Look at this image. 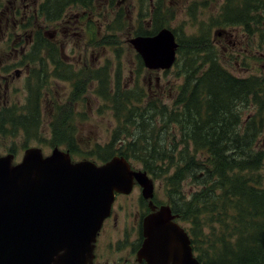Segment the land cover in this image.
Returning a JSON list of instances; mask_svg holds the SVG:
<instances>
[{"label": "trees", "instance_id": "16d2710c", "mask_svg": "<svg viewBox=\"0 0 264 264\" xmlns=\"http://www.w3.org/2000/svg\"><path fill=\"white\" fill-rule=\"evenodd\" d=\"M92 3L46 0L40 12L57 19L69 5L89 8ZM154 15L160 20V3ZM159 20L160 29L164 24ZM213 21L220 27L243 26L258 36L260 46L264 44V0H225ZM140 30L139 34L156 32ZM177 39L175 65L183 81L170 107L158 97L142 105L139 95L124 92L119 84L118 91L110 92L105 69L98 71L102 97L121 119L105 151L87 156L98 155L102 161L112 158L116 151L111 144L123 141V134L131 137L127 127L135 125L138 133L120 146L119 155L138 161L154 178H165L172 209L190 225L197 258L203 264H264V75H234L203 36H192L183 45ZM37 81L47 83L41 76ZM35 96L39 100L41 93ZM30 100L24 107L30 114L20 116L16 108L0 110V126L29 135L30 126L41 122L37 100L35 107ZM156 116H160L158 129ZM162 131L169 134L165 143L154 136ZM54 135L56 143L67 141L62 130L55 129ZM71 143L70 153L79 154ZM189 178L195 189L187 192Z\"/></svg>", "mask_w": 264, "mask_h": 264}, {"label": "rangeland", "instance_id": "374dc122", "mask_svg": "<svg viewBox=\"0 0 264 264\" xmlns=\"http://www.w3.org/2000/svg\"><path fill=\"white\" fill-rule=\"evenodd\" d=\"M45 1L38 0V23L41 25L39 29L42 32L60 29L64 22L62 17L67 19L68 16L79 15L78 11L83 12L80 5H69L67 12L60 18L49 19L45 13L40 12V6ZM224 2L225 0H95L94 4L97 9L90 11L93 15L92 19L97 23V27H100L102 37L114 32L111 40L112 46L103 44V48L98 47L93 54L94 47L88 40L89 36L84 32L82 36L76 34V36L66 38L67 33L61 31L57 42L64 45L62 47L59 45L57 49L60 51L56 53H60L59 57L63 54L68 56L70 63L66 62L64 67L66 69L64 77L67 76L68 79L53 76L52 84L48 86L34 79L33 83L31 82L32 93L28 91L23 74L12 78L7 87H1L5 83L1 81L0 108L6 103L10 105L17 102V112L23 116V114H30L28 109H24L28 105L29 98L31 97L34 107L35 98L39 105L41 122L38 123V127L30 126L29 135L13 128L5 130L1 125L0 155L14 153V162H20L25 150L29 147H41L44 154L49 155L55 146L66 150L69 149V142H72L71 144L79 151V154L74 155L78 160L93 158L92 160L99 164L104 163L105 161L98 159V155L90 157L87 153L105 151L107 145L111 143L114 130L119 127L118 118L120 117H116L114 109L110 106L111 103L97 93L100 80L94 77L102 68L105 69L104 74L109 79L110 92L118 91L116 85L119 84L124 92L131 91L139 95L138 98L142 99L139 103L142 105L147 104L150 98L158 97L164 104L172 106L178 87L183 81L180 68L174 65L169 70L146 69L137 51L129 42L130 38L137 35L136 32H141V28L150 32L159 29L156 26L159 17L154 15V10L159 7V3L162 8L159 22L164 24L163 27L172 29L180 42L182 41V45L192 36H203L211 43V51H214L215 56L234 75L238 77L264 75V44L260 46L258 36L250 35L243 26L220 27L214 21L212 22L213 18L220 13ZM29 3L30 0H0V5H3L2 9L5 10L7 6L15 5L21 7V12L25 9L24 5H30ZM31 10L30 6L26 8V12L30 13ZM20 15L17 14V18ZM85 47L87 51H80L82 57L79 59V49L83 50ZM183 50L186 51L187 48L183 47ZM53 68L54 66L49 65L48 72L51 73ZM92 69L99 70L93 72L92 75L90 72ZM157 79H159L158 84ZM83 81H86L85 87L83 86L84 90L81 92L80 100L76 102L72 100V82L83 85ZM150 83L152 87L149 88ZM36 93H41L39 100L35 96ZM159 117L156 116L154 120L158 123L156 129L161 126ZM129 128L132 133L131 137L123 134V141L114 142L110 146L113 151H116V155L120 153V146L124 142L133 140V135L138 133L135 125L127 127ZM55 129L62 130L67 135L65 143H56ZM148 135L151 136V134ZM158 135L162 143L170 140L169 134L164 131L161 134L156 132L154 136ZM74 156V160H77ZM132 164L143 170V166L138 161L132 160ZM154 180L156 198L168 202L165 178H154ZM185 189L187 192L195 189L191 178L187 179ZM137 192L136 189L132 196L127 198V207L130 209L137 206L135 202ZM181 223L190 227L182 220ZM108 226L105 239L107 240L111 234H115L117 239L121 221L118 227Z\"/></svg>", "mask_w": 264, "mask_h": 264}, {"label": "water", "instance_id": "95a60500", "mask_svg": "<svg viewBox=\"0 0 264 264\" xmlns=\"http://www.w3.org/2000/svg\"><path fill=\"white\" fill-rule=\"evenodd\" d=\"M129 41L151 70H169L177 60L179 42L169 27ZM14 158L0 155V264H91L115 194L130 193L138 180L145 197L154 196L148 173L132 169L124 156L97 164L72 161L58 146L49 155L33 146L20 162ZM174 218L170 205L145 218L139 256L146 264H203Z\"/></svg>", "mask_w": 264, "mask_h": 264}, {"label": "flooded vegetation", "instance_id": "af4514ba", "mask_svg": "<svg viewBox=\"0 0 264 264\" xmlns=\"http://www.w3.org/2000/svg\"><path fill=\"white\" fill-rule=\"evenodd\" d=\"M29 4L30 5H24L25 9L23 12H21L22 9L20 6H7L4 10L2 9L3 5H0V82H5L4 86L0 85L1 87H7L9 82L12 81V78L21 74L25 77V83L27 84L29 92H31V82L33 83L34 79L37 80V77L39 76L46 79V86L52 84L53 76L68 79L69 77H64V72L66 71L64 67L66 66V62L67 64L70 63L68 56L63 54L59 57L60 53H56V51H60L57 49L58 46L61 45L62 47L64 45L63 43L58 44L57 42L58 35L61 34V31H65L67 33L68 36L66 38L69 36H76V34H80L82 36L84 32L85 35L89 36L88 40L94 47L92 49L93 54L97 51L98 47L103 48V44L108 46L113 44L111 40L114 36V32L106 34L102 37L100 27H97V23L92 19L93 15H91L90 11L97 9L94 3H92V6L89 8L80 7L83 12L78 11L79 15L77 16H68L67 19L62 17L61 19H63L64 22L61 28L63 29H55L49 32H42L39 29L41 28V25L38 23V0H30ZM28 6L32 8L30 13L26 12V8ZM17 14H21L19 18H17ZM136 34V36L151 35L139 34L138 32H136ZM106 40L109 44L104 43ZM132 47L134 48L133 45ZM80 51H87V49L86 47L83 50L79 49V59L82 57V53ZM138 55L140 56L139 53ZM140 58L142 60L141 56ZM49 65L54 66L51 73H49L47 69ZM145 68L151 70L146 66ZM98 70L99 69H92L90 72L93 75V72H97ZM158 71H161V69ZM94 78H96V76ZM85 82L86 81L82 82L83 85L72 82V100L76 102L77 100H80L81 92L84 90L83 86L85 87ZM158 82L159 79H157V84ZM150 87H152L151 83L149 84V88ZM99 88L97 89V93L102 96ZM16 104L18 105L17 102H13L10 105H7L6 103L0 108V110L2 112L5 111L6 108H16L18 110V106ZM76 159L78 160V158ZM130 163L132 169L141 170L136 168L132 164L131 160ZM150 178L153 180L154 184L153 198L145 197L143 185L140 184L138 180H135L133 189L130 193L117 192L115 194L110 215L105 218L100 230L97 233L96 240L94 242L91 264L147 263L146 259L140 257L138 254L145 241V218L153 211H158L162 205L171 206L169 201L164 202L156 198L155 180L152 175H150ZM136 189L138 191L137 201H135L137 206L130 209L127 207V198L131 197ZM151 203L156 206L155 210L152 209ZM171 210L172 214L175 216L173 220L180 224V226L188 233L193 253L197 256L193 243L194 237L190 227L182 225L179 214L175 213L172 207ZM119 221H121V229L117 233V239L115 234V236L111 234L106 240L105 236L107 228H109L108 225H115L118 227Z\"/></svg>", "mask_w": 264, "mask_h": 264}]
</instances>
